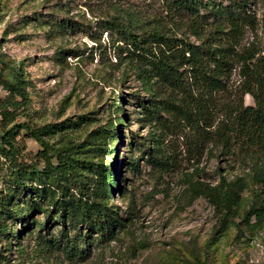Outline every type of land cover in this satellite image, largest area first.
<instances>
[{"label":"rangeland","instance_id":"obj_1","mask_svg":"<svg viewBox=\"0 0 264 264\" xmlns=\"http://www.w3.org/2000/svg\"><path fill=\"white\" fill-rule=\"evenodd\" d=\"M251 6L257 35L247 31L242 43L256 36L264 46V0ZM164 8L163 0H0V67L8 80L19 75L26 92L17 121L59 123L85 115L97 117L96 124L113 122L106 167L111 181L119 174L111 201L127 222L78 257L58 243L59 225L38 232L9 209L0 212L8 225L0 234V264H264V156L245 164L219 163L211 154L198 165L188 161L180 141L171 142L143 115L140 104L149 93L134 66L113 52L100 54L93 40L101 34L108 41V31L93 29L99 18L114 15L142 29L168 22L186 30ZM238 77L235 72L232 80ZM5 98L0 85L1 108ZM245 103L254 100L246 95ZM25 144L33 153L39 148L30 137ZM147 147L171 156L168 163L154 164ZM3 148L0 190L13 166Z\"/></svg>","mask_w":264,"mask_h":264},{"label":"trees","instance_id":"obj_2","mask_svg":"<svg viewBox=\"0 0 264 264\" xmlns=\"http://www.w3.org/2000/svg\"><path fill=\"white\" fill-rule=\"evenodd\" d=\"M255 1L163 0L167 15L172 21L179 16L186 30L168 22L142 29L115 15L99 18L93 29L110 35L104 43L101 34L93 38L100 54L113 52L117 61L127 60L136 69L149 93L140 104L146 120L171 142L179 140L194 165L207 154L219 163L229 158L243 164L264 156V46L256 36L242 43L247 31L257 35ZM0 85L6 92L0 145L13 164L7 187L0 190V212L11 209L12 218L38 232L59 225L58 243L84 257L95 239L112 238L127 224L111 201V183L119 185V174L111 181L106 167L117 128L85 115L59 123L17 121L19 109L26 110L24 85L17 74L6 79L4 67ZM246 95L254 104L245 103ZM27 137L39 145L36 152L27 150ZM146 154L159 165L171 157L150 147ZM2 222L0 234L6 235L8 225Z\"/></svg>","mask_w":264,"mask_h":264},{"label":"built area","instance_id":"obj_3","mask_svg":"<svg viewBox=\"0 0 264 264\" xmlns=\"http://www.w3.org/2000/svg\"><path fill=\"white\" fill-rule=\"evenodd\" d=\"M0 72H1V67H0ZM0 114H1V107H0Z\"/></svg>","mask_w":264,"mask_h":264}]
</instances>
